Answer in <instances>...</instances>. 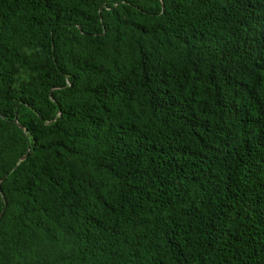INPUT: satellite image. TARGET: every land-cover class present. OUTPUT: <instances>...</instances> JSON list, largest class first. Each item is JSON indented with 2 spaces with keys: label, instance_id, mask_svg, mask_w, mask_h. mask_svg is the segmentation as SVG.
<instances>
[{
  "label": "trees",
  "instance_id": "16d2710c",
  "mask_svg": "<svg viewBox=\"0 0 264 264\" xmlns=\"http://www.w3.org/2000/svg\"><path fill=\"white\" fill-rule=\"evenodd\" d=\"M0 215V264H264V0H0Z\"/></svg>",
  "mask_w": 264,
  "mask_h": 264
},
{
  "label": "water",
  "instance_id": "95a60500",
  "mask_svg": "<svg viewBox=\"0 0 264 264\" xmlns=\"http://www.w3.org/2000/svg\"><path fill=\"white\" fill-rule=\"evenodd\" d=\"M27 155H28V153L23 156L22 160L25 159L27 157ZM0 217H1V215H0Z\"/></svg>",
  "mask_w": 264,
  "mask_h": 264
}]
</instances>
